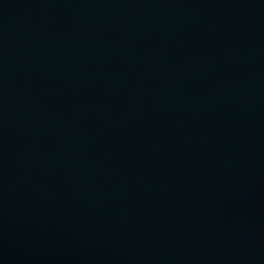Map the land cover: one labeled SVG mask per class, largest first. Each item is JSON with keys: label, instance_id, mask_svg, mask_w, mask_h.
<instances>
[{"label": "water", "instance_id": "water-1", "mask_svg": "<svg viewBox=\"0 0 264 264\" xmlns=\"http://www.w3.org/2000/svg\"><path fill=\"white\" fill-rule=\"evenodd\" d=\"M0 264H264V0H0Z\"/></svg>", "mask_w": 264, "mask_h": 264}]
</instances>
